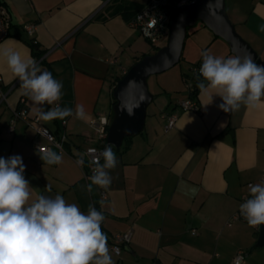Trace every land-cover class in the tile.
Wrapping results in <instances>:
<instances>
[{
    "label": "crops",
    "instance_id": "obj_1",
    "mask_svg": "<svg viewBox=\"0 0 264 264\" xmlns=\"http://www.w3.org/2000/svg\"><path fill=\"white\" fill-rule=\"evenodd\" d=\"M146 1L0 0L10 31L0 50L11 48L24 59L41 53V61L35 59L38 65L63 84L60 106L74 110L82 103L87 111L83 120L74 116L41 120L19 83L14 86L18 78L0 56L1 92L6 94L5 100L0 95V157L23 158L31 200L59 193L85 213L89 204L103 212L101 227L115 264H233L239 253L244 255L241 264H264V246H255L259 227H249L235 217L248 195L247 185L264 177V98L256 107L242 104L238 111L225 113L217 107L223 101L215 90L197 91L198 112L179 108L189 97L186 88L182 95L168 96L164 109L155 106L147 111L144 131L114 151L119 163L110 170V187L93 185L91 193L85 190L92 175L85 171L89 164L80 167L74 158L100 144L90 121L100 117L111 121L113 91L123 77L122 68L128 71L140 60L137 56L130 63L123 59L122 49L134 37L127 19L133 14L124 6L141 7ZM232 4L231 21L264 61V32L259 31L264 24V0H233ZM30 24L35 26L32 36L25 30ZM210 39V54L233 56L222 39ZM31 41L37 47L34 51ZM190 60L201 65V52L190 55ZM163 90H177L175 81H167ZM21 98L29 122L38 117V125L55 136L67 135L66 153L52 148L61 155L60 164L42 161L34 146L45 140L24 121H15L10 129L12 110L20 107ZM49 107L54 105H45V110ZM171 112L178 117L174 127L165 130L163 115ZM48 184L51 193L45 191ZM191 188L197 190L195 194ZM127 232L130 241L115 256L114 238Z\"/></svg>",
    "mask_w": 264,
    "mask_h": 264
},
{
    "label": "clouds",
    "instance_id": "obj_2",
    "mask_svg": "<svg viewBox=\"0 0 264 264\" xmlns=\"http://www.w3.org/2000/svg\"><path fill=\"white\" fill-rule=\"evenodd\" d=\"M264 32V24L259 26ZM8 68L18 78L23 95L36 108L38 117L45 121L64 120L74 116L83 120L87 111L82 103L72 108L58 103L63 95V84L53 78L52 73L43 70L35 59H24L20 52L11 48L0 50ZM202 64L196 76V88L201 92L215 90L222 99L217 107L225 113H233L241 105L256 107L264 98V65L257 64L250 56H229L227 58L201 53ZM169 61L162 59L166 67ZM202 78V79H201ZM213 96V95H212ZM143 99H146L144 97ZM212 101V97L210 103ZM45 105L53 106L45 110ZM134 107L122 103V111L134 115ZM107 123L106 118H101ZM108 143L99 156L89 161L92 175L85 187L89 193L93 185L107 190L112 183L110 170L119 161ZM88 153H97L89 148ZM48 165L60 164L61 155L49 150L39 154ZM85 153H79L77 163L83 165ZM103 158L104 163H100ZM26 165L20 155L0 157V264H115L108 247V237L102 231L105 220L103 212L94 204L88 205L87 213L76 203H68L57 193L55 196L39 195L31 200L32 187L25 178ZM45 191L51 193L48 184ZM192 194L197 191L191 188ZM248 195L239 206L240 215L249 227L264 225V181L247 185ZM103 206V201H100Z\"/></svg>",
    "mask_w": 264,
    "mask_h": 264
},
{
    "label": "water",
    "instance_id": "obj_3",
    "mask_svg": "<svg viewBox=\"0 0 264 264\" xmlns=\"http://www.w3.org/2000/svg\"><path fill=\"white\" fill-rule=\"evenodd\" d=\"M199 22L215 37L226 42L233 56L250 55L257 64L264 65L256 51L235 30L226 13L225 0H196L190 5L178 8L171 17L166 44L155 53L140 58L116 83L113 91L115 103L106 138L107 144L114 145L113 150H119L125 138L144 131L147 109L154 99L148 89V78L166 72L180 63L188 29ZM164 58L169 61L167 66L156 67L161 65ZM122 103L138 105L133 108V116L130 117L126 111H122ZM255 246H264V225L259 228Z\"/></svg>",
    "mask_w": 264,
    "mask_h": 264
},
{
    "label": "built area",
    "instance_id": "obj_4",
    "mask_svg": "<svg viewBox=\"0 0 264 264\" xmlns=\"http://www.w3.org/2000/svg\"><path fill=\"white\" fill-rule=\"evenodd\" d=\"M111 1V0H107ZM196 0H147L145 4L139 9L134 16L131 17V19L128 21V25L131 28H135L140 31L141 35L145 37L149 42H154L158 38H168L169 35V27H170V21L173 13L175 10H177L180 7H183L185 5H190L194 3ZM25 30L29 36L33 35V32L35 30L34 25H27L25 27ZM10 36L9 31V19L8 16L4 13V11L0 8V43L6 40ZM38 61H41V58L38 59ZM112 64L115 63V60L110 61ZM199 66H193L191 69V72L195 75L198 74ZM127 73V70L125 68H122V76H124ZM1 78H0V95L1 100H5L6 94L2 93L1 91ZM19 83V80L15 82L14 86ZM191 85H188V88H190ZM25 98L20 99V107L18 109L12 110V119L10 121V129L13 128V124L15 121H24L28 126L33 128L35 132L44 138L45 143L40 144L36 143L34 148L35 150L40 153L44 154L48 152L49 150L52 151V148L56 149L59 154H64L65 152V144L67 142V135L61 134L59 136H55L53 133H51L49 130L41 127L38 125L39 118L37 117L33 123L29 122L28 116H27V109L25 108ZM179 108L183 111H193L198 112L199 107L198 103L195 100L192 99H186L183 101ZM163 117L166 120L164 129L169 130L174 127L175 121L178 117V113L171 112L168 114H164ZM101 118L91 120L90 126L93 128L96 140L101 144L100 146H91L84 150V163L83 165H80L77 163L79 157L74 158L76 164L80 167H83L85 163L89 164V167L91 168L90 174H92V166L90 165L89 161L93 158V156H99V151H102L104 147L107 145L106 138H107V129L109 126V120L107 119V123H102ZM65 124V123H63ZM11 131V130H10ZM89 148H95L97 149V153H88L87 150ZM103 162V158H100V163ZM264 181V177H262L261 181ZM249 184H255V183H249ZM248 184V185H249ZM236 218L244 220V218L240 215L239 211L236 213ZM246 221V220H244ZM131 233L127 232L124 234H117L114 238V242L111 245V251L115 256H119L121 253V246L123 244H127L130 241ZM244 260L243 253H239L235 259L233 260V264H241Z\"/></svg>",
    "mask_w": 264,
    "mask_h": 264
},
{
    "label": "rangeland",
    "instance_id": "obj_5",
    "mask_svg": "<svg viewBox=\"0 0 264 264\" xmlns=\"http://www.w3.org/2000/svg\"><path fill=\"white\" fill-rule=\"evenodd\" d=\"M232 2L233 0H225L226 13L230 20V13L233 5ZM234 27L237 33L241 36L239 29L235 25ZM132 31L134 37L131 40V45L122 49V52H124L123 59L129 63L132 58L134 59L135 56L141 57L143 55L146 56L155 53L158 48L163 47L167 42V38H158L154 42H149L141 35L139 30L132 28ZM202 35L207 36V38H201ZM213 36L214 35L200 22L196 26L189 28L180 63L166 72L152 75L148 78V89L149 92L154 96V100L148 107L147 111L152 110V108L155 106L160 108L162 107L164 109L167 105L165 104L164 100H169L168 96L182 95L181 90H185V88L187 90V85L185 83L186 76L191 74L192 67L197 64L195 60H190V55L191 57H195L199 55V52L202 53L203 50L209 49V42L211 40L210 38ZM197 46L199 49H196ZM170 80L175 81V87L177 90L167 93L165 90H163V88L165 83L167 84V81L169 82ZM172 88L174 89V86Z\"/></svg>",
    "mask_w": 264,
    "mask_h": 264
},
{
    "label": "trees",
    "instance_id": "obj_6",
    "mask_svg": "<svg viewBox=\"0 0 264 264\" xmlns=\"http://www.w3.org/2000/svg\"><path fill=\"white\" fill-rule=\"evenodd\" d=\"M121 5H119V7H120ZM118 7V8H119ZM124 7H126L127 8V10H130L131 12V14H133L132 16H134V14L139 10V9H141V7H136V6H134L133 4H127V6L125 5ZM124 7L122 6V7H120V8H122V10H124ZM132 9V10H131ZM5 13V12H4ZM7 13V12H6ZM5 13V14H6ZM127 13V12H126ZM7 15V14H6ZM131 16V17H132ZM128 19V21L131 19V18H127ZM189 30V29H188ZM188 36V35H187ZM217 38V37H216ZM147 40V39H146ZM149 41V40H148ZM30 46L32 47V50L34 51L37 47H36V44H35V42H33V41H31L30 42ZM159 49V48H158ZM157 49V50H158ZM33 55H34V57H35V59L36 60H38V59H40L41 58V56H42V54L41 53H38V52H34L33 53ZM144 56V55H143ZM143 56H141L140 58H142ZM139 58V59H140ZM195 66H201V65H199L198 63L195 65ZM198 75V74H197ZM197 75H195V74H193L192 72H191V74L190 75H188V76H186V79H185V83H186V85H187V90H188V98L189 99H192V100H195V96H196V93H197V91H198V89L196 88V76ZM191 85V87L190 88H188V85ZM129 140H130V138H125L124 139V141H123V145H122V147L121 148H125L126 146H127V144H128V142H129ZM101 144H99L98 146H100ZM120 148V149H121ZM114 151V150H113ZM116 151H118V150H116ZM90 170H91V168L90 167H88V169H86L85 171L86 172H88V173H90Z\"/></svg>",
    "mask_w": 264,
    "mask_h": 264
}]
</instances>
